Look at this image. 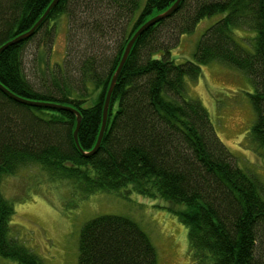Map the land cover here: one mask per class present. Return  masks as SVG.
Wrapping results in <instances>:
<instances>
[{
	"label": "trees",
	"instance_id": "obj_1",
	"mask_svg": "<svg viewBox=\"0 0 264 264\" xmlns=\"http://www.w3.org/2000/svg\"><path fill=\"white\" fill-rule=\"evenodd\" d=\"M53 1L0 0V47L30 31ZM176 1L59 0L32 36L0 54V82L29 102L0 89V182L36 163L73 180L86 195L130 187L167 202L189 228L196 258L210 264H264V182L237 165L208 110L186 96V80H198L203 65L219 61L241 70L253 85L248 94L256 114L253 135L264 146V0H182L171 16L149 26L118 77L100 147L88 154L97 144L106 94L127 44ZM64 16L67 49L92 51L83 54L73 76L68 77L66 60L56 64L45 85L36 86L25 73L24 52L41 34L53 48ZM206 17L217 18L200 37L194 60L173 59L171 47ZM121 24L115 49L105 52L106 32ZM170 28L168 44L162 36ZM237 29L248 36L238 38ZM75 111L82 116L81 148L74 139ZM14 212L0 192V255L19 264H44L10 236ZM79 264H158V252L133 219L105 214L82 227Z\"/></svg>",
	"mask_w": 264,
	"mask_h": 264
},
{
	"label": "rangeland",
	"instance_id": "obj_2",
	"mask_svg": "<svg viewBox=\"0 0 264 264\" xmlns=\"http://www.w3.org/2000/svg\"><path fill=\"white\" fill-rule=\"evenodd\" d=\"M216 18L206 17L193 32L184 33L170 49L173 59L194 60L200 37ZM179 20L178 17L174 22ZM122 30L123 24L113 31L108 29L105 52L115 49ZM163 34L162 39L172 43L171 28ZM236 34L241 38L249 33L237 29ZM68 42L69 21L64 16L58 22L53 48L46 45L42 34L29 43L24 52V70L33 84L45 85V80L55 76V69L66 60L70 61L68 77L73 76L83 54L92 51V47L78 46H73L71 51L67 49ZM252 91L253 85L244 72L219 61L203 65L198 80H186L187 98L200 100L208 110L237 165L264 182V146L253 135L256 114L248 95ZM128 190L86 195L73 180L53 175L36 163L22 167L0 182V192L15 209L10 220V236L31 249L44 264H79L82 227L90 219L105 214L122 215L137 222L156 247L158 264H210L191 254L189 228L169 210L164 199ZM0 264L19 263L0 255Z\"/></svg>",
	"mask_w": 264,
	"mask_h": 264
},
{
	"label": "water",
	"instance_id": "obj_3",
	"mask_svg": "<svg viewBox=\"0 0 264 264\" xmlns=\"http://www.w3.org/2000/svg\"><path fill=\"white\" fill-rule=\"evenodd\" d=\"M182 0H177L176 3L167 11L155 16L154 18H152L151 20H149L148 22H146L135 34L134 36L131 38V40L129 41V43L127 44L122 59L120 61V64L115 72V74L112 77L109 89L107 91L106 94V99H105V105H104V115H103V123H102V128L100 131V135L97 141L96 146L94 147V149L89 152L88 154H92L95 153L101 144L102 138L104 136L106 127H107V119H108V112H109V107H110V102H111V97L114 91V88L116 86V83L118 81V77L124 67V64L132 50V47L135 43V41L137 40V38L151 25L155 24L156 22L162 20V19H166L169 16H171L178 8L180 2ZM59 2V0H54L53 3L50 5V7L47 9V11L45 12V14L42 16V18L36 23V25L28 32H25L23 34L18 35L17 37L13 38L12 40L8 41L6 44H4L2 47H0V54L9 46L17 44L21 41H23L24 39L32 36L34 34V32L37 30V28L39 27V25L42 23V21L46 18V16L48 15V13L50 12V10L56 6V4ZM0 89L3 90L4 92H6L7 94H9L11 97H13L16 100L25 102V103H29L27 100L17 96L16 94H14L13 92H11L7 87H5L1 82H0ZM75 113L77 114V127L76 130L74 132V139L76 144L78 145L79 148H81L80 146V142H79V138H78V132L81 126V122H82V116L81 113L79 111H75Z\"/></svg>",
	"mask_w": 264,
	"mask_h": 264
},
{
	"label": "bare ground",
	"instance_id": "obj_4",
	"mask_svg": "<svg viewBox=\"0 0 264 264\" xmlns=\"http://www.w3.org/2000/svg\"><path fill=\"white\" fill-rule=\"evenodd\" d=\"M6 43H7V42H6ZM6 43H5V44H6ZM7 48H8V47H7Z\"/></svg>",
	"mask_w": 264,
	"mask_h": 264
}]
</instances>
